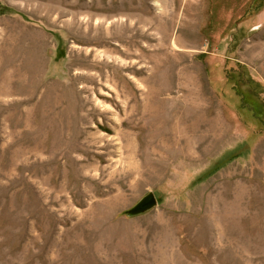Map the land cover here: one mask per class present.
Segmentation results:
<instances>
[{
	"label": "rangeland",
	"instance_id": "1",
	"mask_svg": "<svg viewBox=\"0 0 264 264\" xmlns=\"http://www.w3.org/2000/svg\"><path fill=\"white\" fill-rule=\"evenodd\" d=\"M0 264H264V0H0Z\"/></svg>",
	"mask_w": 264,
	"mask_h": 264
},
{
	"label": "water",
	"instance_id": "2",
	"mask_svg": "<svg viewBox=\"0 0 264 264\" xmlns=\"http://www.w3.org/2000/svg\"><path fill=\"white\" fill-rule=\"evenodd\" d=\"M156 205H157V199L155 198L154 194L149 193L146 196H144L136 205H134L132 208L127 210L125 213L129 217L142 215L155 208Z\"/></svg>",
	"mask_w": 264,
	"mask_h": 264
}]
</instances>
